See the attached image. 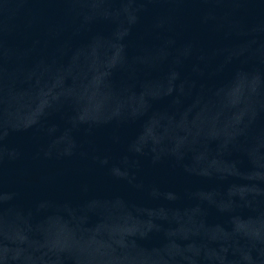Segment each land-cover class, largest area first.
Returning <instances> with one entry per match:
<instances>
[{
    "label": "water",
    "instance_id": "obj_1",
    "mask_svg": "<svg viewBox=\"0 0 264 264\" xmlns=\"http://www.w3.org/2000/svg\"><path fill=\"white\" fill-rule=\"evenodd\" d=\"M0 264H264V0H0Z\"/></svg>",
    "mask_w": 264,
    "mask_h": 264
}]
</instances>
